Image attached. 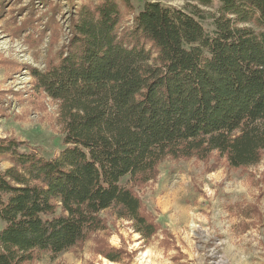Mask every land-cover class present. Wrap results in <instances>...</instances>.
Wrapping results in <instances>:
<instances>
[{
	"label": "trees",
	"instance_id": "obj_1",
	"mask_svg": "<svg viewBox=\"0 0 264 264\" xmlns=\"http://www.w3.org/2000/svg\"><path fill=\"white\" fill-rule=\"evenodd\" d=\"M217 1L212 30L193 11L159 1L133 13L130 27L122 23L127 0L78 8L64 53L32 70L60 104L63 150L45 159L0 140L12 164L0 169V264L44 252L54 259L102 230L107 209L150 238L159 224L136 189L166 157L216 152L233 169L260 161L264 0Z\"/></svg>",
	"mask_w": 264,
	"mask_h": 264
},
{
	"label": "rangeland",
	"instance_id": "obj_2",
	"mask_svg": "<svg viewBox=\"0 0 264 264\" xmlns=\"http://www.w3.org/2000/svg\"><path fill=\"white\" fill-rule=\"evenodd\" d=\"M101 1L0 0V140L18 142L21 150L45 159L59 156L65 146L60 104L38 88L32 70L56 63L72 35L78 8ZM127 1L129 8L122 5L121 10L122 23L129 27L133 13L147 1L193 11L208 30L221 13L217 0L207 5ZM210 155L166 157L156 178L136 189L144 212L159 224L150 238H142L130 220L107 209L101 213L105 227L82 244L54 259L35 253L24 264H264V155L243 169L228 167L216 152ZM11 165L0 155V169ZM113 252L119 260L104 254Z\"/></svg>",
	"mask_w": 264,
	"mask_h": 264
},
{
	"label": "clouds",
	"instance_id": "obj_3",
	"mask_svg": "<svg viewBox=\"0 0 264 264\" xmlns=\"http://www.w3.org/2000/svg\"><path fill=\"white\" fill-rule=\"evenodd\" d=\"M221 259H223V257H221ZM243 259V258H242ZM238 264H239V262H238Z\"/></svg>",
	"mask_w": 264,
	"mask_h": 264
}]
</instances>
